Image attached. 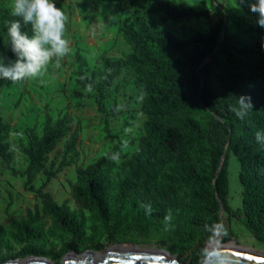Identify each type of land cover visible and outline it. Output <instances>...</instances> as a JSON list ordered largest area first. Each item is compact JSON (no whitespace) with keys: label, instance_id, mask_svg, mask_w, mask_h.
I'll return each mask as SVG.
<instances>
[{"label":"trees","instance_id":"16d2710c","mask_svg":"<svg viewBox=\"0 0 264 264\" xmlns=\"http://www.w3.org/2000/svg\"><path fill=\"white\" fill-rule=\"evenodd\" d=\"M214 10L219 17L215 27L208 34H195L187 40L154 30L144 21L130 24L124 31L131 47L125 64L142 80L145 134L138 152L118 173L123 176L120 180L104 168L107 160L101 159L80 171L75 189L80 204L96 212L112 238L119 214L128 205L150 204L152 212L148 215L156 229L165 227L164 217L171 210L169 237L174 251L187 253L198 242L205 245L214 241L205 225L221 221L223 206L229 219L242 223L264 244V145L258 144L254 136L255 131L264 130V28L244 26L239 16L221 5L214 3ZM155 11L175 22L209 16L208 12L192 8L179 9L167 0H156ZM14 19L19 18L5 13L0 20V48L7 39L6 24ZM25 30L30 33V26H25ZM3 51L15 58L7 45ZM122 65L106 61L103 83L80 73V85L98 93L96 101L101 109L105 91ZM242 95L250 96L254 105L244 119L231 111ZM5 129L0 116V157L10 163L13 153L4 143ZM69 129L66 121L53 126L48 120L43 136L34 139L33 148L22 149L30 158V165L22 174L28 185H32L47 154ZM75 141V137L69 141L67 151H74ZM116 152L120 158V150ZM231 155L240 162L243 188V205L235 210L229 202ZM108 163L115 166L111 159ZM132 190L136 194L129 198ZM37 193L43 200L44 213L59 218L61 230L75 236L81 233L76 217L61 218L65 211L55 204L51 194ZM40 219L41 214L36 211L21 222L11 223L38 236ZM226 229L222 240L225 242L232 237L231 230Z\"/></svg>","mask_w":264,"mask_h":264},{"label":"rangeland","instance_id":"374dc122","mask_svg":"<svg viewBox=\"0 0 264 264\" xmlns=\"http://www.w3.org/2000/svg\"><path fill=\"white\" fill-rule=\"evenodd\" d=\"M156 0H106L93 3L91 0H56L68 17L65 38L70 41L71 52L61 61L59 68L48 67L39 79L12 84L0 79V116L6 125L4 143L13 153L7 163L0 157V262L29 258L47 259L61 263L65 254L100 252L115 245L128 244L164 250L177 256L181 263L198 264V242L187 253L175 252L169 237V229H156L140 207L128 205L118 217L117 229L112 238L96 212L78 201L75 189L79 184L80 171L107 160L106 170L116 175L125 162L139 150L145 134L146 116L142 113L140 76L127 66L131 47L124 38L126 27L137 21L146 22L160 32L171 33L177 39L187 40L195 34H208L219 17L214 3L239 16L244 26L258 25L257 14L251 11L255 0H167L183 9L192 8L208 12V17L175 22L165 19L155 11ZM11 13L10 0H0V20L3 14ZM0 48V56L8 57ZM122 63L119 74L106 89L103 109L97 103L98 93L80 85V73L97 82L105 78V62ZM54 126L66 121L70 129L47 154L32 185L22 174L30 165V158L23 152L32 149L34 139L44 134L47 121ZM218 125L214 124L215 134ZM75 137L74 151H67L68 143ZM120 150L121 157L110 166L113 153ZM240 162L231 155L229 159V202L235 210L243 205V188L239 178ZM33 190H29V188ZM38 191L52 195L54 202L63 208L61 218L74 216L81 224L77 236L61 230L60 220L43 211V200ZM136 192L132 190L129 198ZM147 201V197L144 198ZM39 211L41 219L38 236L15 228L11 220L21 222L32 212ZM24 226V222H22ZM223 223L232 237L222 241L264 254V244L255 239L246 227L225 213Z\"/></svg>","mask_w":264,"mask_h":264},{"label":"clouds","instance_id":"9594fccd","mask_svg":"<svg viewBox=\"0 0 264 264\" xmlns=\"http://www.w3.org/2000/svg\"><path fill=\"white\" fill-rule=\"evenodd\" d=\"M11 14L19 19L8 21L5 44L16 57L15 60H5L0 56V79L12 84L27 80L39 79L48 71L51 64L55 68L61 66L62 59L71 52L70 41L65 38L68 17L62 8L56 6V0H10ZM251 11L257 14V23L264 28V0L251 3ZM25 26H30L29 31ZM250 96H239L231 111L240 119H244L252 110ZM258 144L264 145V130L254 133ZM120 154L113 153L109 158L119 160ZM147 214H151L150 204L141 203ZM171 223V210L164 217L165 230ZM205 230L210 234V240H215L227 229L222 221L206 224ZM219 250L204 247L199 252L198 264H203L210 256L218 258Z\"/></svg>","mask_w":264,"mask_h":264},{"label":"water","instance_id":"95a60500","mask_svg":"<svg viewBox=\"0 0 264 264\" xmlns=\"http://www.w3.org/2000/svg\"><path fill=\"white\" fill-rule=\"evenodd\" d=\"M225 156L222 158V169ZM225 210L221 206V221ZM223 233L212 242H206L204 247L219 250V257L210 256L203 264H264V254L244 249L232 245L222 244ZM188 263V261H187ZM181 263L178 255H170L164 250L140 247L128 244L115 245L100 252L77 254L69 253L64 255V259L58 264H187ZM0 264H55L47 259L29 258L23 260H13Z\"/></svg>","mask_w":264,"mask_h":264}]
</instances>
